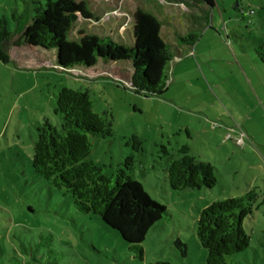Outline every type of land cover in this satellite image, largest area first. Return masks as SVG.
I'll list each match as a JSON object with an SVG mask.
<instances>
[{
  "label": "rangeland",
  "instance_id": "1",
  "mask_svg": "<svg viewBox=\"0 0 264 264\" xmlns=\"http://www.w3.org/2000/svg\"><path fill=\"white\" fill-rule=\"evenodd\" d=\"M76 2L93 18L78 19L71 41L83 31L129 48L131 14L139 8L153 15L173 55L167 91L162 97L134 94L126 64L58 71L51 52L9 47V62H0V264H204L198 212L250 190L257 193L256 208L242 224L249 245L232 263L264 264V65L258 57L264 54V0H214L208 11L194 0ZM13 5L0 0V17ZM188 33L198 36L191 52L176 41ZM61 87L86 89L93 111L110 122L111 135L91 139L86 160L106 166L110 176L132 156V178L170 213L146 233L142 260L117 232L93 214L76 212L70 194L31 169L36 126L44 118L59 124L52 105ZM132 135L141 143L139 153ZM183 145L213 166L211 189H169L163 170ZM176 239L186 245L184 258Z\"/></svg>",
  "mask_w": 264,
  "mask_h": 264
},
{
  "label": "trees",
  "instance_id": "2",
  "mask_svg": "<svg viewBox=\"0 0 264 264\" xmlns=\"http://www.w3.org/2000/svg\"><path fill=\"white\" fill-rule=\"evenodd\" d=\"M194 1L206 6L207 11L215 4L214 0ZM92 18L87 7L76 0H14L9 16L0 17V62H9L12 46L51 52L58 71L84 72L97 62L126 64L130 91L145 98L162 97L167 91L166 67L173 55L160 37L158 20L135 9L130 18L129 48L83 31L77 33V41L68 40L78 19ZM197 39V35L188 33L176 41L178 46L192 47ZM258 57L264 65V54L258 53ZM52 111L59 124L44 118L35 128L33 173L53 188L70 194L76 212L97 216L118 233L133 257L142 260L141 244L146 233L169 218L170 213L150 200L132 178V156L125 158L110 176L106 175V166L86 160L92 150L91 139L111 135L110 122L93 111L86 89L61 87ZM129 142L134 151L141 152L135 135L129 137ZM177 154L163 170L170 190L211 189L215 185L213 166L189 155L186 145L179 147ZM256 199L257 193L250 190L242 196L213 202L198 212L196 237L206 251L204 264H233L232 257L248 247L249 236L242 224L252 216ZM173 245L181 258L187 256L185 244L176 239Z\"/></svg>",
  "mask_w": 264,
  "mask_h": 264
},
{
  "label": "crops",
  "instance_id": "3",
  "mask_svg": "<svg viewBox=\"0 0 264 264\" xmlns=\"http://www.w3.org/2000/svg\"><path fill=\"white\" fill-rule=\"evenodd\" d=\"M185 47H187L188 48V46H185ZM184 50V49H183ZM176 52H178V51H176ZM188 52H191V47H189L188 48ZM109 66H112V67H114V65H109ZM91 70V69H90ZM89 71V70H88ZM88 71H84V72H88ZM80 72H83V71H80Z\"/></svg>",
  "mask_w": 264,
  "mask_h": 264
},
{
  "label": "water",
  "instance_id": "4",
  "mask_svg": "<svg viewBox=\"0 0 264 264\" xmlns=\"http://www.w3.org/2000/svg\"><path fill=\"white\" fill-rule=\"evenodd\" d=\"M54 62H55V59H54Z\"/></svg>",
  "mask_w": 264,
  "mask_h": 264
}]
</instances>
